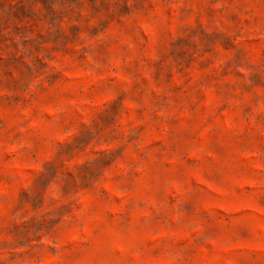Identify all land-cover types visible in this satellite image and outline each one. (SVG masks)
Instances as JSON below:
<instances>
[{"label":"rangeland","instance_id":"1","mask_svg":"<svg viewBox=\"0 0 264 264\" xmlns=\"http://www.w3.org/2000/svg\"><path fill=\"white\" fill-rule=\"evenodd\" d=\"M0 264H264V0H0Z\"/></svg>","mask_w":264,"mask_h":264}]
</instances>
